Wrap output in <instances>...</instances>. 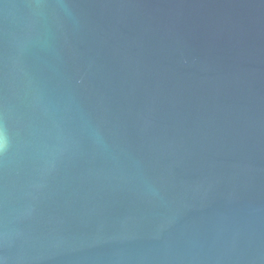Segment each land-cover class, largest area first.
<instances>
[{"label":"water","instance_id":"95a60500","mask_svg":"<svg viewBox=\"0 0 264 264\" xmlns=\"http://www.w3.org/2000/svg\"><path fill=\"white\" fill-rule=\"evenodd\" d=\"M0 264H264V0H0Z\"/></svg>","mask_w":264,"mask_h":264},{"label":"clouds","instance_id":"9594fccd","mask_svg":"<svg viewBox=\"0 0 264 264\" xmlns=\"http://www.w3.org/2000/svg\"><path fill=\"white\" fill-rule=\"evenodd\" d=\"M4 136L5 134H4L3 125L0 124V155H3L7 149V143L4 139Z\"/></svg>","mask_w":264,"mask_h":264}]
</instances>
